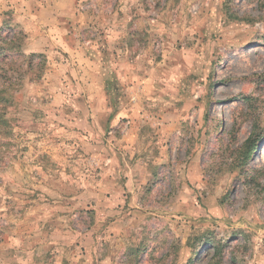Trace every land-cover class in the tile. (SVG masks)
Segmentation results:
<instances>
[{
    "label": "rangeland",
    "instance_id": "obj_1",
    "mask_svg": "<svg viewBox=\"0 0 264 264\" xmlns=\"http://www.w3.org/2000/svg\"><path fill=\"white\" fill-rule=\"evenodd\" d=\"M1 39L0 264H264V0H0Z\"/></svg>",
    "mask_w": 264,
    "mask_h": 264
},
{
    "label": "trees",
    "instance_id": "obj_2",
    "mask_svg": "<svg viewBox=\"0 0 264 264\" xmlns=\"http://www.w3.org/2000/svg\"><path fill=\"white\" fill-rule=\"evenodd\" d=\"M18 51H19V46L15 45L13 41H7L5 39L0 40V70H3L4 66L11 65L10 62L9 63L7 62L9 56L8 54L15 53ZM0 93H6V89L1 91ZM0 100L2 99L0 98ZM255 145H256V141H254L252 137L247 139L238 150L240 157L244 159H248L249 155L254 151ZM213 249H214V254L215 253L217 254V248L214 245H213Z\"/></svg>",
    "mask_w": 264,
    "mask_h": 264
}]
</instances>
